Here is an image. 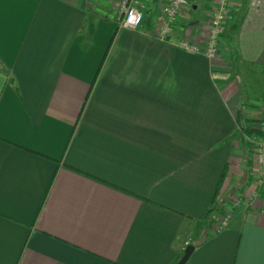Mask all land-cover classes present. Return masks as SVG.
<instances>
[{"label":"crops","instance_id":"obj_1","mask_svg":"<svg viewBox=\"0 0 264 264\" xmlns=\"http://www.w3.org/2000/svg\"><path fill=\"white\" fill-rule=\"evenodd\" d=\"M117 2L0 0V264H175L212 207L230 219L186 264H264L246 144L260 102L235 76L264 72V0H231L211 64L175 43L212 0L168 43L162 0H140L136 31Z\"/></svg>","mask_w":264,"mask_h":264},{"label":"built area","instance_id":"obj_2","mask_svg":"<svg viewBox=\"0 0 264 264\" xmlns=\"http://www.w3.org/2000/svg\"><path fill=\"white\" fill-rule=\"evenodd\" d=\"M162 2V18L153 38L160 43H168L174 36L172 26L175 25L182 12L189 7L191 0H162ZM230 3L231 0H212L208 19L198 39L182 37L175 43V46L183 51L201 55L213 63L218 57L220 37L229 20ZM142 8L140 0H118L116 16L119 27L136 31L142 22ZM250 130L252 133L247 137V142L254 145L251 192L254 196H258V192L264 189V105L259 108ZM240 202L241 199L234 196L231 198L230 207H236ZM229 211L224 210L217 218V222L214 223L216 231L226 226L230 219Z\"/></svg>","mask_w":264,"mask_h":264},{"label":"rangeland","instance_id":"obj_3","mask_svg":"<svg viewBox=\"0 0 264 264\" xmlns=\"http://www.w3.org/2000/svg\"><path fill=\"white\" fill-rule=\"evenodd\" d=\"M209 62V61H208ZM210 63V62H209ZM215 63V60H214ZM211 64V63H210ZM240 77H238L237 75L236 78H240V84L243 83L246 85L247 90L245 91L244 89L241 90L242 93V102L245 104V102H251L248 101L249 99H252V101L254 100V102L252 104L257 105L260 102V106L264 105V72H260L258 68H247L244 69V71L242 73H240ZM239 84V85H240ZM246 92L251 95L249 98L248 95L246 94ZM242 103V104H243ZM257 106H255L256 108ZM255 121H253L251 124H254ZM250 126V125H249ZM248 150H249V156H250V161L252 162V155H253V148L254 145L252 143H249L246 141ZM237 207V206H236ZM219 215H222V212L219 213ZM192 231L190 233H188L187 235V242H195L197 239L201 238V236L203 235L202 231L200 229L195 230L191 229Z\"/></svg>","mask_w":264,"mask_h":264},{"label":"trees","instance_id":"obj_4","mask_svg":"<svg viewBox=\"0 0 264 264\" xmlns=\"http://www.w3.org/2000/svg\"><path fill=\"white\" fill-rule=\"evenodd\" d=\"M238 120L241 123L242 117L240 116V114H239ZM244 130H246V132L248 131L247 129H244ZM261 136H262V134H261ZM223 178H224V172L221 174V177L219 179V183L217 185V190L220 188L222 181H223ZM220 211H221V208L212 207L211 209H209L207 211V216L205 217V219L202 222H194L193 223V226L195 225L193 227V229H195V230L200 229L202 231L203 235L201 236V238L197 239L195 242H188L187 245H193L194 249H195L196 247L200 246L203 242H205V240L207 239V233L209 231H211L212 224L214 222V215L219 214Z\"/></svg>","mask_w":264,"mask_h":264},{"label":"water","instance_id":"obj_5","mask_svg":"<svg viewBox=\"0 0 264 264\" xmlns=\"http://www.w3.org/2000/svg\"><path fill=\"white\" fill-rule=\"evenodd\" d=\"M193 251H194V246L187 245L184 248L183 254L181 255V257L178 259V261L175 264H186L187 260L189 259Z\"/></svg>","mask_w":264,"mask_h":264}]
</instances>
